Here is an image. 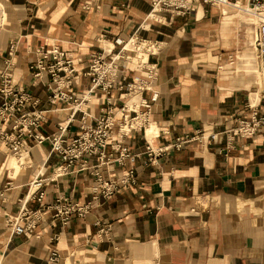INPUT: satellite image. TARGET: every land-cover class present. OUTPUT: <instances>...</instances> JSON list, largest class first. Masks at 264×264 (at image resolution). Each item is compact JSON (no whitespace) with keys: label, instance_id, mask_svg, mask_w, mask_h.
<instances>
[{"label":"crops","instance_id":"1","mask_svg":"<svg viewBox=\"0 0 264 264\" xmlns=\"http://www.w3.org/2000/svg\"><path fill=\"white\" fill-rule=\"evenodd\" d=\"M0 1V68L11 44L18 43L15 81L39 99L33 108L46 110L43 130L52 134L64 126L68 141L83 124H94L104 114L110 96L89 92L91 77L81 73L75 86L84 98L80 108L75 111L72 102L51 103L49 74L35 78L30 67L41 57L38 49L57 45L70 50L83 72L92 54L107 43L118 51L121 40L134 35L160 44L148 55L152 42L137 43L138 56L120 60L119 83L123 76L145 75L134 62L148 58L159 66L153 82L159 96L152 99L151 91L144 92L149 122L122 144L129 153L123 162L110 145L108 164L98 166L92 157L85 170L75 165L43 185L40 201L30 196L32 180L40 172L49 175L61 162L50 141L27 138L28 152L20 157L0 143V264H264V125L253 134L232 133L239 118L251 117L250 103L264 113V79L244 67L260 74L259 60L248 52L244 62L248 45L239 28L241 16L250 32L255 29L250 11L255 5L241 0L239 11L232 13L195 1L185 14L165 9L154 14L153 0ZM228 25L232 34L226 45ZM111 92L116 108L127 101L119 85ZM198 130L205 131L206 142L191 140L157 162L148 160V141L157 148ZM96 166L105 177L135 167L137 182L111 198L101 195L84 216L67 222L56 217L59 196L92 201ZM24 207L31 214L23 223L35 217L34 210L40 209L41 216L31 231L17 233L7 216ZM107 223H112L111 237L101 238L98 231ZM55 250L60 256L53 260Z\"/></svg>","mask_w":264,"mask_h":264},{"label":"built area","instance_id":"2","mask_svg":"<svg viewBox=\"0 0 264 264\" xmlns=\"http://www.w3.org/2000/svg\"><path fill=\"white\" fill-rule=\"evenodd\" d=\"M181 1L153 0L152 12L155 14V12L163 9L168 11L171 9L172 13L185 14L194 8L192 5L195 1L217 6L221 9L227 6L241 8V4H239L241 0H183L184 3ZM249 3L255 5V9L252 11L255 20L252 23L255 25L257 58L264 73V0H249ZM2 23L3 19L0 26ZM147 41L152 42L148 55L159 49L160 44L156 41L134 35L128 39H122L120 42L122 45L118 51H114V48L107 43L102 49L92 54L89 67L83 72H80L76 67L75 56L71 54L70 50H65L57 45H53L51 48L42 46L38 49L41 57L32 62L30 67L35 70V78H43L44 74L51 75L47 82L52 89L49 98L51 103L59 101L72 102L74 110H78L84 100V98H79L75 90L81 73L91 77L89 92L102 91L110 96L108 98L109 105L105 109L104 114L96 117L94 124H83L82 130L70 141L64 135L66 128L64 126H60V132L52 134H48L43 130V122L47 117L46 110L33 108L39 99L34 96L30 89L20 87L10 71L15 64L14 56L18 43L14 42L11 44L9 54L4 59L5 66L0 69V93L3 97V101L0 104V143L8 145L20 157L24 152L28 151L27 138H35L37 142L49 140L52 145V151L61 159V162L52 168L49 175L45 176L44 173L40 172L32 180L29 187L31 197L42 201L46 193L43 185L46 182L57 180L60 176L72 172L75 165L79 166L78 170L87 169L92 157L98 158V166L108 164L112 156V153L108 152L110 145L114 150L120 151V156L118 157L120 162H123L125 157L129 155L127 151H124L122 144L134 129L145 128L147 122H149L150 102L144 92L151 91L152 99H156L159 96V91L154 89L153 84L159 70L158 66L149 62L147 58L145 61H141L140 66L141 68H146V76L130 78L123 76L121 83H119L118 73L120 71L119 67L122 65L120 60H130V57L133 56L132 54L137 53L134 46H132L135 45V42L142 44ZM106 51H108V54H106ZM115 84L125 91V97L127 98V101L121 104L119 108H116L111 100V90ZM134 93L140 96L141 101L138 108L129 109L128 103ZM143 105L146 108L140 109ZM249 107L251 108V117L248 119L239 118V124L232 128L233 135L253 134L260 126L264 125V113H261L253 103H250ZM139 118L141 121H139ZM191 140L206 142L207 136L203 131L198 130L192 135L179 136L177 141L172 144L157 148L153 147L152 143L148 141V160L157 162L158 156L165 151L174 146L180 148ZM98 166L94 167L92 171L96 176L92 201L81 203L69 197L59 196L55 203L56 217L67 222L75 215L84 216L92 209L101 195L111 198L121 189L128 188L137 182L135 167L125 168L118 175L113 174L105 177ZM39 210L32 211L35 217L27 221V223H23L31 214V211L24 207L16 215L8 214L7 223L14 232L28 233L36 226L37 217L41 216L38 213ZM111 229L112 223L105 224L98 231L99 237H111ZM52 253L51 259L59 258L60 254L57 250Z\"/></svg>","mask_w":264,"mask_h":264},{"label":"rangeland","instance_id":"3","mask_svg":"<svg viewBox=\"0 0 264 264\" xmlns=\"http://www.w3.org/2000/svg\"><path fill=\"white\" fill-rule=\"evenodd\" d=\"M186 1V0H185ZM187 1H189V0H187ZM182 3H184V1L182 0L181 1ZM193 6V5H192ZM226 8H228V10H229V12H232V13H235V12H238L239 11V9L238 8H236V7H232V6H227ZM221 10H223V9H221ZM169 11L171 12L172 10L171 9H169ZM244 12V11H243ZM158 13V12H157ZM239 15V14H238ZM240 16V15H239ZM248 16H251L250 14H248ZM239 19H241L242 21H243V23H242V26L241 27H239L240 28V30H242L243 32H244V41H246L247 42V45H248V48H247V50H245L246 52H244L243 53V58H244V62L246 63L247 62V58H246V53H248V52H250V53H252V54H254V56H255V58H256V63H258V61H257V50H256V45H255V42H254V40H255V29L254 30H252V32H250L249 31V29H248V27H247V22H246V20H244L241 16H240V18ZM253 22V21H252ZM231 23H229V25H230ZM229 25L227 26V27H225L224 28V32H223V36H224V42H225V44L226 45H228V44H230V41L229 40H231V37H230V34H232L231 32H230V30H232V28H229ZM252 26L254 27V25L252 24ZM227 31V32H226ZM229 32V33H228ZM135 44H137V42H135ZM132 46H134V45H132ZM102 49V48H101ZM133 53V52H132ZM106 54H108V51H106ZM138 54L139 53H135V54H132L133 56H138ZM109 56V55H108ZM7 57V56H6ZM74 61H75V59H74ZM132 62H134V61H132ZM135 64H137L138 66H141V62H140V64H138L137 62H134ZM152 63H154V62H152ZM155 64L157 65V63L155 62ZM14 66V65H13ZM13 66H12V68H13ZM158 66V65H157ZM258 66H259V68H260V70L262 69L261 68V65H260V63H258ZM77 67V66H76ZM244 67H245V69H246V71L249 73V74H254V75H256V76H258V78L260 79V80H262V79H264V73L263 72H261L260 71V74H256V73H254V72H249L248 70H247V68H246V66L244 65ZM12 68H11V73H12V75H13V72H12ZM1 69V68H0ZM32 69V68H31ZM143 69L144 70H146V68L145 67H143ZM33 70V69H32ZM158 70H159V66H158ZM33 75H34V73H35V70H33ZM159 73V72H158ZM263 73V74H262ZM46 74H44V76H45ZM147 75V71H146V73H145V75L144 76H146ZM49 76H51V75H49ZM139 96H136V94L134 93V94H132V98H138ZM120 116V115H119ZM122 119V118H121ZM238 124H239V119H238ZM236 127V126H235ZM234 128V127H233ZM204 133H205V131H203ZM194 133H196V132H194ZM194 133H192V134H194ZM186 134H191V133H183V134H180V135H178V136H175V137H173L171 140H170V142L169 143H167V144H172V143H174V142H176L177 141V139H178V137L179 136H185ZM191 134V135H192ZM205 135H206V133H205ZM167 144H165V145H167ZM165 145H162V146H165ZM185 145V144H184ZM183 145V146H184ZM182 146V147H183ZM159 147V146H158ZM182 147H180V148H182ZM177 147L176 146H174V147H172V148H170L169 150H171V149H176ZM169 150H167V151H165L163 154H165L166 152H168ZM26 152H28V151H26ZM8 153H10V152H8ZM162 154V155H163ZM10 155H13V156H18L17 154H15V152H11L10 153ZM161 156V155H160ZM19 157V156H18ZM29 165V164H28ZM136 174H137V172H136Z\"/></svg>","mask_w":264,"mask_h":264},{"label":"bare ground","instance_id":"4","mask_svg":"<svg viewBox=\"0 0 264 264\" xmlns=\"http://www.w3.org/2000/svg\"><path fill=\"white\" fill-rule=\"evenodd\" d=\"M263 8H264V5H263ZM245 9L250 10L249 8H245ZM225 10H226V8L223 9V11H225ZM250 11H251V14H253V12H252L253 10H250ZM248 14H250V13H248ZM3 16H4V5L0 1V22L2 21ZM136 96H139V95H136ZM140 101H141L140 96L138 98H132L131 101H129V103H128V108L129 109L138 108ZM254 101H255V98H254ZM120 115H121V113H120ZM139 121H141L140 118H139Z\"/></svg>","mask_w":264,"mask_h":264}]
</instances>
